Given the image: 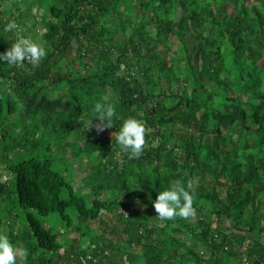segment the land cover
Instances as JSON below:
<instances>
[{"label": "trees", "instance_id": "1", "mask_svg": "<svg viewBox=\"0 0 264 264\" xmlns=\"http://www.w3.org/2000/svg\"><path fill=\"white\" fill-rule=\"evenodd\" d=\"M11 21L47 52L0 62V233L24 264H264V0H0V52ZM177 180L195 216L160 222Z\"/></svg>", "mask_w": 264, "mask_h": 264}, {"label": "clouds", "instance_id": "2", "mask_svg": "<svg viewBox=\"0 0 264 264\" xmlns=\"http://www.w3.org/2000/svg\"><path fill=\"white\" fill-rule=\"evenodd\" d=\"M14 29H17L15 41L4 52H0V62L14 67H24L27 61L38 66L47 54L46 49L32 37L22 35V29H19L14 21L9 22L4 31L12 32ZM94 110L97 113L95 117L100 121L96 125L97 131L113 126L116 112L114 106L108 102L107 96H103L101 101L95 103ZM146 131L141 121L127 117L122 119L115 140L130 159L139 158L144 149ZM192 189L191 183L185 185L177 180L159 191L152 201L158 220L165 222L175 220L177 217L188 219L195 216L193 197L190 194ZM25 259L26 253L15 247L7 235L0 233V264H24Z\"/></svg>", "mask_w": 264, "mask_h": 264}, {"label": "rangeland", "instance_id": "3", "mask_svg": "<svg viewBox=\"0 0 264 264\" xmlns=\"http://www.w3.org/2000/svg\"><path fill=\"white\" fill-rule=\"evenodd\" d=\"M32 13L33 14H36V13H38V11H37V9L36 8H33L32 9ZM31 21H28V23H30ZM37 42H39L40 43V45L42 46L43 45V40L42 39H40L39 37V34H41L42 32H44V29L43 28H41V26H37ZM23 35H28L27 34V32H24L23 33ZM10 118L11 119H13V116H10ZM69 160H70V162H73V163H75L76 165H74V171H73V178H74V183H75V186L76 187H78L79 186V184H80V177H82L83 175H84V173H85V168L84 167H82V163H78L77 161H76V159H74L73 157H69ZM82 161H85V156H83L82 157ZM6 169L4 168V167H1V171H2V173H3V178H2V180H4V178H5V175L7 174L6 173V171H5ZM52 217H54V220L57 222L58 221V219L57 218H55L56 216H52Z\"/></svg>", "mask_w": 264, "mask_h": 264}]
</instances>
